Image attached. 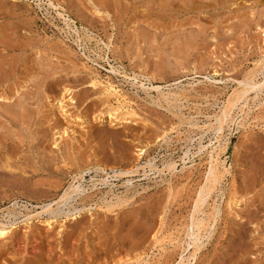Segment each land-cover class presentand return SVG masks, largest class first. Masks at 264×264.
I'll use <instances>...</instances> for the list:
<instances>
[{"label": "rangeland", "instance_id": "374dc122", "mask_svg": "<svg viewBox=\"0 0 264 264\" xmlns=\"http://www.w3.org/2000/svg\"><path fill=\"white\" fill-rule=\"evenodd\" d=\"M48 1L0 0V264H264V0Z\"/></svg>", "mask_w": 264, "mask_h": 264}, {"label": "bare ground", "instance_id": "6f19581e", "mask_svg": "<svg viewBox=\"0 0 264 264\" xmlns=\"http://www.w3.org/2000/svg\"><path fill=\"white\" fill-rule=\"evenodd\" d=\"M17 1H24V0H17ZM201 1V0H200ZM199 2V1H198ZM166 3V2H165ZM172 3V2H171ZM168 4V3H167ZM191 4V3H190ZM37 5H39V4H37ZM48 5L49 6H51V7H54L55 5L53 4V2L52 1H48ZM102 5V4H101ZM143 6V5H142ZM134 7V6H133ZM185 7V6H184ZM165 14H167L166 12H164ZM59 14V16H61L62 17V19H63V21H64V23L67 25V26H69V21H70V19L67 17V16H65V15H63L62 13H58ZM129 17V16H128ZM97 18V17H96ZM130 18V17H129ZM98 20V19H97ZM22 21V20H21ZM71 22H73V20L71 21ZM169 22V21H168ZM11 23V22H10ZM14 23V22H13ZM165 23V22H164ZM73 25H74V23H72ZM14 25V24H13ZM16 25V24H15ZM21 25V24H20ZM6 26V25H5ZM71 26V25H70ZM15 27V26H14ZM184 28V27H183ZM7 29V28H6ZM12 29V28H11ZM18 29V28H17ZM16 29V30H17ZM71 29V28H70ZM2 30H4V29H2ZM13 30V29H12ZM15 30V29H14ZM15 30V31H16ZM9 31V30H8ZM165 31V30H164ZM3 33V32H2ZM5 34V33H4ZM9 34V33H8ZM13 35V34H12ZM149 35V34H148ZM2 37V36H1ZM7 37V36H6ZM149 38V37H148ZM4 39H6V38H4ZM3 39V40H4ZM79 39V38H78ZM145 39V38H144ZM7 40V39H6ZM2 41V40H1ZM0 41V42H1ZM8 41V40H7ZM97 41V40H96ZM6 42V41H5ZM9 42V41H8ZM7 42V43H8ZM10 43V42H9ZM8 43V44H9ZM12 43V42H11ZM3 44H5V45H7L6 43H4L3 42ZM109 44V43H108ZM11 45V44H10ZM106 45V44H105ZM176 45V44H175ZM83 46V45H82ZM107 46V45H106ZM173 46H174V44H173ZM13 48H14V46H12ZM15 47H17L16 45H15ZM184 48V47H183ZM187 48V47H186ZM18 49V48H17ZM185 51V50H184ZM186 52V51H185ZM95 53V52H94ZM101 53V52H100ZM264 59V58H263ZM15 60H16V58H15ZM0 63H1V60H0ZM12 64H13V62H11ZM259 63V62H258ZM11 64V65H12ZM3 64L1 63V66H2ZM10 65V64H9ZM257 65V64H256ZM11 67V66H10ZM5 70V68H1L0 67V84L1 83H3V82H5V81H7L8 80V76L9 75H11L9 72H8V70H7V72L5 71V72H2L1 70ZM258 70V69H257ZM263 70V69H262ZM116 71V70H115ZM251 73V72H250ZM264 73V72H263ZM139 75V74H138ZM264 75V74H263ZM205 77V76H204ZM207 79V78H206ZM245 79V78H244ZM263 79H264V77H263ZM252 80V79H251ZM254 80V79H253ZM236 81V80H235ZM238 81V80H237ZM244 81H246V80H244ZM243 81V82H244ZM249 81H250V79H249ZM248 80H247V82H249ZM246 82V83H247ZM252 82V81H251ZM244 83V85H246V86H248L250 89H254V88H256L257 87V85L258 86H260L261 87V85L262 84H254V83ZM259 82H261V81H258L257 83H259ZM263 82V81H262ZM94 86H95V84H93ZM52 86V85H51ZM96 86H97V84H96ZM107 86V85H106ZM245 86V87H246ZM109 87V86H108ZM113 87V86H112ZM104 88V87H103ZM102 88V89H103ZM11 89V88H10ZM57 89V88H56ZM108 90V91H110L109 89H110V87L109 88H105L104 90ZM154 89H156V90H158L159 89V87H154ZM68 90V89H67ZM103 90V91H104ZM113 90L114 91H112L113 93H116L117 91H115V89L113 88ZM54 92V91H53ZM106 92V91H105ZM241 92V91H240ZM247 92V91H246ZM245 92V93H246ZM19 93V92H18ZM107 93V92H106ZM172 93H174V91L172 92ZM171 93V94H172ZM176 93V92H175ZM14 94H16V93H14ZM20 94V93H19ZM161 94V93H160ZM179 94V93H178ZM237 94H238V92H237ZM240 94V93H239ZM107 95H109L108 93H107ZM114 95V94H113ZM168 95V94H167ZM166 93H165V98H166ZM170 95V94H169ZM174 95V94H173ZM180 95V94H179ZM14 95H0V100H1V102H2V105H0V114H6V115H9L10 117H11V119L13 120V121H15V122H19V123H21V125L22 124H24L25 125V122L27 123L28 121H30L29 119H30V116H31V109H30V107L29 106H27V101H26V99H25V97H22V98H17V101L15 100L14 101V97H13ZM58 96V95H57ZM56 96V97H57ZM172 96V95H171ZM170 96V97H171ZM176 96V94L174 95V97ZM230 96V95H229ZM242 96V95H241ZM243 96H244V94H243ZM15 97H16V95H15ZM116 97V96H115ZM169 97V96H168ZM167 97V98H168ZM177 97V96H176ZM237 98V97H236ZM235 98V99H236ZM163 99V98H162ZM176 99V98H175ZM62 100H63V98H62ZM62 100H59L60 101V103H59V101H58V103H59V106H60V108H63L64 106H66L65 104H64V101H62ZM65 100V99H64ZM70 100V99H69ZM118 100V99H117ZM50 101V100H49ZM68 101V100H67ZM67 101H66V103H67ZM169 101V100H168ZM175 101V100H174ZM180 101V100H179ZM182 101V100H181ZM228 101V100H227ZM53 102V101H52ZM69 102V101H68ZM70 102L73 104H75L76 102L75 101H73L72 100V98H71V100H70ZM163 102V101H162ZM165 102V101H164ZM234 103V102H233ZM238 103V102H237ZM55 104V103H54ZM121 104V103H120ZM119 104V105H120ZM164 104V103H163ZM229 104V103H228ZM231 105V104H230ZM233 105H235V104H233ZM121 106H123V104H121ZM120 106V107H121ZM223 106H225V105H223ZM114 107V106H113ZM119 107V106H118ZM125 107V106H124ZM129 107V106H128ZM169 107V106H168ZM10 108V109H9ZM222 108H224V109H222L220 112H221V114L218 116V118H217V120H216V124H218V126H217V133L216 134H220L221 132H222V129H223V126L228 122V121H231L232 122V119H233V117H232V115H233V113L231 114V111H232V105L231 106H228V105H226L225 107H222ZM64 109V108H63ZM110 109H112V108H110ZM121 109V108H120ZM119 108H117L116 110H115V113L118 111V110H120ZM123 109V108H122ZM127 109V108H126ZM124 110H125V108H124ZM112 111V110H111ZM133 111V110H132ZM62 112H64V111H62ZM119 112H121V114H118L119 116H121L122 115V111H119ZM124 112V111H123ZM127 112H128V110H127ZM126 112V114H127V116L129 115V112L127 113ZM134 112V111H133ZM133 112H131L130 111V113H132V115H129L128 117H135L133 114H135V112L133 113ZM66 113V112H65ZM109 113H110V111H109ZM112 113V112H111ZM123 114H125V113H123ZM247 114V113H246ZM32 115H33V113H32ZM113 115V114H112ZM111 115V116H112ZM136 115V114H135ZM65 116V115H64ZM100 116V115H99ZM98 116V117H99ZM115 116H116V114H115ZM114 116V117H115ZM123 116V115H122ZM127 116H125L124 115V117H127ZM34 117V116H33ZM68 117V116H67ZM75 117V116H74ZM118 117V116H117ZM213 117H215L214 115H213ZM32 118V117H31ZM111 118V117H110ZM123 118V117H122ZM128 119V118H127ZM130 119V118H129ZM116 120V119H115ZM121 120V119H120ZM131 120H132V118H131ZM32 121V120H31ZM50 121V120H49ZM215 122V121H214ZM214 122H212V124L214 123ZM242 122H243V120H242ZM210 123V122H209ZM209 123L207 124V125H209ZM230 123V122H229ZM29 124V123H28ZM211 124V123H210ZM192 125V124H191ZM205 125V124H204ZM192 126H195V125H192ZM61 129V128H60ZM212 129V128H211ZM73 131V130H72ZM215 131V132H216ZM65 132V131H64ZM58 134H56V135H59V131L57 132ZM13 134V133H12ZM165 134V133H164ZM10 136V135H9ZM13 136V135H12ZM218 136V135H217ZM59 137H62L61 135H59ZM222 137V136H221ZM73 138H75V137H73ZM200 138V137H199ZM218 138H220L219 136L217 137V139H216V143L218 144V145H214V146H212V142L211 141H208V143L207 144H205V145H203L202 144V142H201V140L199 141V148H198V150L199 151H201L202 149H204V150H209V158H208V163H209V170H208V177H209V179H211V180H209L210 182L212 181V178L214 179V181L217 179V178H219V176H220V174L221 173H219V171H221V170H223V169H221V170H218V167L219 166H222V168H224V170H223V172L224 171H227V169H225V167H224V162H221L222 160L220 159V154L224 151V149H225V147L223 148L220 144H219V141H220V139H218ZM59 139V138H58ZM201 139H202V137H201ZM190 141H192V139L190 140ZM203 141V140H202ZM223 141V140H222ZM222 141H221V143H222ZM225 141V140H224ZM224 143V142H223ZM222 143V144H223ZM10 151V150H9ZM193 152V151H192ZM198 152V151H197ZM196 152V153H197ZM195 153V154H196ZM208 153V152H207ZM194 155V154H193ZM222 155V154H221ZM127 159V158H126ZM188 159V158H187ZM221 160V161H220ZM185 161V160H184ZM150 161H148V163H149ZM171 162V161H170ZM147 163V164H148ZM152 163V162H151ZM150 163V164H151ZM185 163V162H184ZM152 165V164H151ZM175 165H176V163L174 162H171V163H167V167H168V169H175ZM3 166V165H2ZM165 167V166H164ZM163 167V168H164ZM105 168V167H104ZM130 169V168H129ZM138 169V168H137ZM131 171H132V169H130ZM126 171L125 173H130L131 171ZM21 171V170H20ZM122 171V170H121ZM133 172H134V170H133ZM5 173V172H4ZM119 173V172H118ZM117 173V174H118ZM123 173V172H122ZM124 173V174H125ZM225 173V172H224ZM9 174V173H8ZM84 174V173H83ZM218 174H219V176H218ZM122 175V174H121ZM8 176V175H7ZM222 176V175H221ZM10 177V176H9ZM15 177H17V176H15ZM76 177V176H75ZM11 179H12V177H11ZM206 180H208V178L206 179ZM25 181V180H24ZM38 181V180H37ZM42 181V180H41ZM209 181H208V183H209ZM213 181V182H214ZM15 182V181H14ZM129 182V181H128ZM212 182V183H213ZM18 183V182H17ZM76 183V182H75ZM104 183V182H103ZM106 183V182H105ZM211 183V184H212ZM216 182H214V184H215ZM9 184H11V183H9ZM22 184V183H21ZM51 184V183H50ZM54 184V183H53ZM210 184V183H209ZM8 185V184H7ZM24 185V184H23ZM18 186V185H17ZM211 186H215V185H211ZM94 187V186H93ZM205 187H207V186H205ZM38 188V187H37ZM42 188V187H41ZM54 188V187H53ZM56 188V187H55ZM208 189H209V187H208ZM211 189V188H210ZM213 189V188H212ZM81 189H80V186L79 185H77L76 184V186L75 185H70L69 187H67V189L64 191V193H62V195H61V197H60V202L61 201H65V200H67L69 197H70V195L73 193V192H75V193H77V191H80ZM83 190V189H82ZM85 190V189H84ZM202 190V189H201ZM203 190H204V188H203ZM31 191V190H30ZM43 191H45V190H43ZM42 191V192H43ZM210 191H212V190H210ZM203 191H201V193L199 194V198H198V200H197V202H196V205H195V208H197V206L199 205V203H201V201L203 200V199H205V198H203V194L204 193H202ZM209 191H207V193H208ZM54 194V193H53ZM52 194V195H53ZM209 194V193H208ZM208 194H207V196H208ZM42 195V194H41ZM47 195V194H46ZM48 195H49V193H48ZM51 195V194H50ZM48 197V196H47ZM231 197H233V196H231ZM203 198V199H202ZM232 200V199H231ZM58 201V200H57ZM68 201V200H67ZM203 202V201H202ZM235 202V201H234ZM59 203V202H58ZM237 203V202H236ZM55 204H56V202H55ZM17 205V204H16ZM58 205V204H57ZM202 205V204H201ZM236 205V204H235ZM200 206V205H199ZM15 207V206H14ZM13 207V208H14ZM111 207V206H110ZM12 207H10V209H11ZM49 209H51V205H47V207H46V209L44 210V211H48ZM14 210V209H13ZM193 210V209H192ZM32 211V210H31ZM12 212V211H11ZM28 212V211H27ZM43 212V211H42ZM7 213H9V212H7ZM36 213V212H35ZM199 213V212H198ZM32 214V213H31ZM28 215V219L30 220V219H32V217H34V215L32 214V215ZM43 214V213H42ZM39 215V214H38ZM41 215V214H40ZM193 215V214H192ZM27 218V217H26ZM194 222V221H193ZM9 223V222H8ZM195 225V227H196V229L199 231V229L201 228V226H202V222L201 221H196V223H194ZM193 225V224H192ZM6 226V225H5ZM5 226H2V224H0V232H3V233H5V235L4 236H0V238H2V239H5V237H7L6 235L8 234V232L10 231V230H7L6 229V227ZM16 226V225H15ZM192 228V227H191ZM193 229V228H192ZM195 229V230H196ZM202 229V228H201ZM189 231H191V230H189ZM188 231V232H189ZM193 231V230H192ZM204 231V230H203ZM194 232V231H193ZM205 232V231H204ZM189 233H191V232H189ZM191 234H193V233H191ZM10 235V234H9ZM12 236V235H11ZM11 236H9V238L11 237ZM163 237V236H162ZM189 237V236H188ZM192 237V236H191ZM161 237H159V239H160ZM193 238V237H192ZM200 238H201V236H200ZM159 239H157V241L159 240ZM199 239V238H198ZM193 240V239H192ZM198 241V240H197ZM189 242V241H188ZM193 243H194V241H193ZM194 253V252H193ZM190 257V256H189ZM192 257H195L194 256V254H192ZM182 258H184V257H182ZM192 259H194V258H192ZM182 261H183V259H182ZM181 262V261H180ZM188 262H190V261H188ZM187 262V263H188ZM193 263V260H192V262H190L189 264H192ZM146 264V263H145ZM179 264H181V263H179Z\"/></svg>", "mask_w": 264, "mask_h": 264}, {"label": "snow or ice", "instance_id": "6c2138e0", "mask_svg": "<svg viewBox=\"0 0 264 264\" xmlns=\"http://www.w3.org/2000/svg\"><path fill=\"white\" fill-rule=\"evenodd\" d=\"M5 235V233H3V232H0V236H4Z\"/></svg>", "mask_w": 264, "mask_h": 264}]
</instances>
